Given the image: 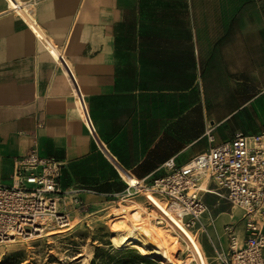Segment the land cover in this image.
I'll use <instances>...</instances> for the list:
<instances>
[{"label":"crops","instance_id":"crops-1","mask_svg":"<svg viewBox=\"0 0 264 264\" xmlns=\"http://www.w3.org/2000/svg\"><path fill=\"white\" fill-rule=\"evenodd\" d=\"M15 1L0 0V185L36 151L61 163L64 195L111 203L128 185L103 149L150 186L264 132V0ZM240 218L202 217L217 237L208 264ZM233 230L243 244L244 224Z\"/></svg>","mask_w":264,"mask_h":264},{"label":"built area","instance_id":"built-area-1","mask_svg":"<svg viewBox=\"0 0 264 264\" xmlns=\"http://www.w3.org/2000/svg\"><path fill=\"white\" fill-rule=\"evenodd\" d=\"M167 167V175L140 187L162 202L189 231L209 212L203 194L242 210L243 244L227 226L229 249L227 254H217L216 259L221 264H264V132L249 137L236 134L181 168L173 164ZM12 168L10 184L0 185V244L41 236L54 225L65 226L63 222L68 219L59 211L64 195L58 183L61 163L30 151ZM131 190L128 187L123 194L133 197L140 193Z\"/></svg>","mask_w":264,"mask_h":264},{"label":"rangeland","instance_id":"rangeland-1","mask_svg":"<svg viewBox=\"0 0 264 264\" xmlns=\"http://www.w3.org/2000/svg\"><path fill=\"white\" fill-rule=\"evenodd\" d=\"M66 196V197H64ZM133 198L143 205L147 213L152 207L144 200L141 193ZM59 205V211L66 215L68 225L51 226L38 237V239H17L14 242L0 244V264H161L164 260L160 255H153L154 248L142 243H135L133 246H140L145 250V255L140 254L133 246L115 247L112 238L116 237L113 225L123 217L119 214L120 198L114 202L86 200L80 197H67L63 195ZM205 201L215 220L221 214H234L236 208L224 199L213 196H206ZM147 203V204H146ZM237 223L223 225L227 226L244 224V212ZM145 217L149 218L146 214ZM164 227L165 225H160ZM206 228L200 223L195 224L190 233L195 237L196 243L200 247L204 261L208 264L207 257L210 255L211 243L217 242V237L211 233H206ZM51 232H48V231ZM53 233L46 236L48 233ZM224 233V231H223ZM143 237L140 232L135 233V237ZM140 239L145 242V238ZM147 243V242H145ZM205 253H204V252ZM176 264H198L197 261L189 260V254L177 253L175 255ZM191 259V258H190ZM167 264L166 262H164Z\"/></svg>","mask_w":264,"mask_h":264},{"label":"bare ground","instance_id":"bare-ground-1","mask_svg":"<svg viewBox=\"0 0 264 264\" xmlns=\"http://www.w3.org/2000/svg\"><path fill=\"white\" fill-rule=\"evenodd\" d=\"M10 2L13 6L16 5L15 0H10ZM23 17L31 26H33V21L29 19L26 14H24ZM39 35L41 34L39 33ZM41 37H43V35H41ZM51 50L54 51V53L58 56V52L55 51L54 47L51 46ZM75 99L77 100V107L80 113L79 116H82L83 120L90 127L87 117L83 114L82 100L79 93L76 95ZM98 144L100 148L103 149V146L99 142ZM103 150L111 162L117 167L122 180L125 181L128 187L134 188L135 190L138 189L141 193V196L144 197V200L149 204L148 206L152 207L151 212L147 213L143 205H141L130 195H120L119 197L121 204L120 210L118 212L119 214H123V217H121L120 220L116 221L113 225V230L116 234V237L112 238L113 245L115 247H121L133 246L135 243H142L143 245L152 246L154 248L152 254L160 255L167 264H176L174 258L179 252L188 253L190 261L195 260L198 262V264H206L202 251L199 245L196 243L195 237L190 233V231L187 228H184L178 218H176L172 212L168 211L162 202H160L155 196L151 195L150 192L142 189L140 187L139 180L122 169V167L118 166L116 164L117 162H114L106 150ZM235 210L238 211L237 208ZM145 214L149 216V218L145 217ZM63 223L68 225V221H64ZM160 225L165 226L161 227ZM48 232L51 231L49 230ZM137 232L142 234L146 240L145 242L147 243L140 239L141 236L139 238L135 237V233ZM51 234L53 233H48L46 236ZM30 236V239H38V237H40V235L36 237H33L34 235ZM10 242L14 241H8L6 243ZM133 247V249L138 250L140 254L145 255V250L142 247L138 245ZM164 262H161V264H165Z\"/></svg>","mask_w":264,"mask_h":264}]
</instances>
